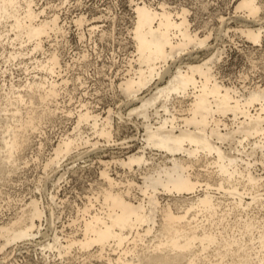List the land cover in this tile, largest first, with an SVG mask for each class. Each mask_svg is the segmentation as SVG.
<instances>
[{
	"label": "bare ground",
	"instance_id": "bare-ground-1",
	"mask_svg": "<svg viewBox=\"0 0 264 264\" xmlns=\"http://www.w3.org/2000/svg\"><path fill=\"white\" fill-rule=\"evenodd\" d=\"M131 3L133 52L116 86L126 117L120 111L114 124L112 108L102 117L81 104L73 133L53 147L44 170L59 167L81 145L96 148L98 139L134 147L114 143V135L133 117L142 121L132 122L138 131L133 141L140 146L122 158L99 161V181L77 207L70 225L75 230L63 238L55 232L44 248L61 259L77 252L101 264H264V173H258L264 168V87L226 85L216 69L218 52L195 61L198 51L209 50L211 34L201 38L192 31L187 10ZM44 12L36 0H0V47L15 48L9 61L22 57L26 47L43 51V40L51 35L65 36L58 16L41 18ZM235 13L244 16L238 32L260 45L264 5L239 0ZM84 21L79 17L76 24ZM45 57L32 63L45 75L0 87V197L18 157L43 125L59 112L71 115L57 102L66 82L52 79L61 67L58 52ZM83 124L93 131V143ZM40 204L31 200L1 224L0 252L41 234L38 223L45 211Z\"/></svg>",
	"mask_w": 264,
	"mask_h": 264
},
{
	"label": "rangeland",
	"instance_id": "rangeland-1",
	"mask_svg": "<svg viewBox=\"0 0 264 264\" xmlns=\"http://www.w3.org/2000/svg\"><path fill=\"white\" fill-rule=\"evenodd\" d=\"M131 1L36 0L37 8L45 10L41 18L57 15L59 25L65 27V36L56 38L51 35L45 38L43 51L32 53L30 47H26L19 60H8L14 46L6 43L5 47H0V87L5 88L11 84H23L37 73L40 76L45 75L34 70L35 65L32 63L35 64V59L43 60L48 53L56 50L61 67L55 70L52 79L58 83L66 82L60 87L61 94L57 97V102L62 109L71 113L66 117L67 113L59 112L52 122L43 125L42 133L32 138L30 147L18 157L14 171L3 184L0 226L15 218L33 199L39 200L45 217L38 223L41 234L32 241L5 248L0 252V264H101L96 259L90 262L77 252L61 259L56 251L44 248V244L48 243L55 232L62 238L73 233L75 229L70 225L78 216L77 207L86 203L92 187H96V182L99 181V161L122 158L129 150L136 151L140 142L133 141L138 138V131L132 122L139 124L142 121L133 117L125 128L114 135L115 144L123 141L134 146L130 149H125L126 145H105L102 139H98L100 144L96 148L81 145L74 149L61 160L60 168L56 166L45 171L44 166L51 157L53 147L66 134L73 133L76 127L75 116L81 109V104H86L91 112L101 114L102 117L112 108L115 111L112 115L114 124L117 122L116 114L120 111L126 117L128 110L122 105L124 98L116 86L125 73L127 61L133 52L129 36L134 18ZM144 1L155 6L165 3L173 10L185 9L188 11L187 18L192 31L201 38L211 34L208 39L209 50L198 51L195 61L203 59L206 53L218 52L221 58L216 62V69L226 85L241 90L255 85L264 87V33L262 43L254 45L238 32L245 24L244 16L235 13L239 0ZM259 1L264 5V0ZM82 16L85 24L77 25L76 20ZM260 18L264 24V13H261ZM93 26L97 27L96 31L91 30ZM81 128L91 143L96 141L89 126L83 124ZM116 169L118 175H121L123 170ZM263 169L258 167V173L263 174ZM110 170L116 177L114 165L110 166Z\"/></svg>",
	"mask_w": 264,
	"mask_h": 264
}]
</instances>
